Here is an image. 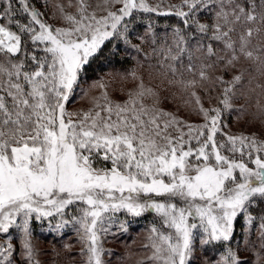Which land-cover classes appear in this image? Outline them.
Here are the masks:
<instances>
[{"label": "snow or ice", "instance_id": "6c2138e0", "mask_svg": "<svg viewBox=\"0 0 264 264\" xmlns=\"http://www.w3.org/2000/svg\"><path fill=\"white\" fill-rule=\"evenodd\" d=\"M145 14L178 18L163 41L151 23L147 35L161 68L193 74L181 83L203 124L163 111L135 73L122 102L105 90L87 111L67 110L85 66L106 43L143 50L131 44L130 26ZM205 14L209 23L201 22ZM56 15L59 26L44 20L32 0H0V234L20 233L22 264H39L33 221L57 231L78 226L86 264H104L102 236L121 212L159 218L143 264H190L197 238L202 247H225L205 264H251L230 247L238 218L248 231L256 228L254 264H264V215L250 211L264 201V140L230 135L221 119L246 80L250 86L257 80L251 90L264 96V0H180L166 7L164 0H68L56 5ZM218 65L231 79L210 75ZM206 83L219 87L218 106L204 108L196 94L197 84ZM74 211L79 215L69 216ZM0 264H16L10 240L0 244Z\"/></svg>", "mask_w": 264, "mask_h": 264}, {"label": "trees", "instance_id": "16d2710c", "mask_svg": "<svg viewBox=\"0 0 264 264\" xmlns=\"http://www.w3.org/2000/svg\"><path fill=\"white\" fill-rule=\"evenodd\" d=\"M55 1L32 0L37 10H42L46 21L56 15L57 1L56 3ZM159 2L160 0H149V3L153 5ZM179 3L180 0H164L165 7L168 4ZM210 19V15L205 14L201 17V22L209 23ZM149 23L154 25L159 41H163L166 34L170 37L172 27L177 25L179 20L171 15L145 14L142 20L134 22L130 26V39L132 45L143 49L140 52L123 41L113 40L106 43L85 66L80 82L70 96L67 107H72L75 112L87 111L93 106V99L99 97L105 90L111 99L122 102L126 99L127 92L134 86L132 73H135L137 77H142L144 83L157 93V103L163 111L172 113L191 125L204 123L203 118L196 112L197 106L194 103V98L190 95L191 90H185L181 83L182 80H191L193 74L180 69V72L173 76L165 68L160 67L159 52L153 51L154 46L151 43V38L147 35L146 26ZM141 37L145 39L142 41ZM205 42L207 43V41ZM160 46V43L155 45L157 49ZM194 55L199 56L200 53H194ZM187 62L185 59L184 63L187 64ZM194 63L198 71L201 62L195 60ZM209 72L213 78L223 75L226 80L231 79L233 74L231 71L225 74L222 65H218L215 70H209ZM255 75L257 79H260L258 73ZM100 83L106 85V89L96 86ZM256 83L257 80H253L250 86L246 80L244 88L237 93L233 100L232 109L222 114L221 119L226 125L223 129L224 132L236 136H255L264 140V110H262L264 109V96L261 95L259 88H255V91L251 90ZM195 92L204 108L218 106L217 97L220 94L218 86L213 87L210 83L197 84ZM148 102L151 103V100ZM103 164L105 162H99V165ZM250 211L256 217L264 215V201H257ZM73 213L70 212L69 216H72ZM258 223L257 219L256 224L258 225ZM120 224H124L127 231H123ZM153 224L159 226V218L154 213H146L140 217H133L123 212L118 213L109 233L102 236L105 243L102 257L104 264H143L150 254V250L145 245L149 243V231ZM76 228V225L70 223L57 231L50 227L47 221L44 225L33 221L31 225L32 244L36 250L39 264H86L87 257L81 254L83 245L79 237L77 238L75 235ZM3 236V241L0 244L5 243L6 239L10 240L16 264H22L20 233L16 229H12ZM257 236L255 227L252 231H248L244 219L238 218L230 247L234 251H239L242 260L254 264L255 253L259 249L258 246L254 249L252 242L257 240ZM195 242L196 251L193 253L190 264L211 262L214 259H219L225 251L222 244L214 243L202 247L198 238Z\"/></svg>", "mask_w": 264, "mask_h": 264}, {"label": "rangeland", "instance_id": "374dc122", "mask_svg": "<svg viewBox=\"0 0 264 264\" xmlns=\"http://www.w3.org/2000/svg\"><path fill=\"white\" fill-rule=\"evenodd\" d=\"M57 1V4H63V5H65V6H67V4H68V0H66V1H63V0H56ZM56 1H55V3H56ZM93 2H95V0H93ZM41 12H42V10L41 9H39ZM69 12H72V11H75V9H73V8H68L67 9ZM43 19H44V16H43ZM47 22L49 23V24H52V25H54V26H59V24H60V21L57 19V15H53L51 18H49L48 20H47ZM67 110L69 111V112H75V110H73V108L72 107H67ZM79 111H83V110H79ZM76 112H78V111H76ZM250 129H252V128H250ZM72 215H79V213L78 212H75L74 211V213L72 214ZM41 223V222H40ZM44 223H45V221L44 222H42L41 224L42 225H44ZM78 227V226H77ZM75 231H76V233H75V235L77 236V238L79 237V240L81 241V239H80V236L78 235V233H77V228L75 229ZM4 234H0V243L3 241V236ZM195 244H196V242H194ZM194 244V252L196 251V245ZM102 245H103V248L105 249V243L103 242V240H102Z\"/></svg>", "mask_w": 264, "mask_h": 264}]
</instances>
